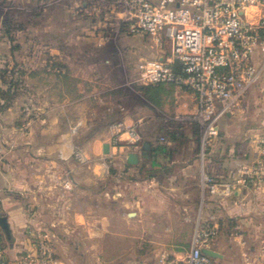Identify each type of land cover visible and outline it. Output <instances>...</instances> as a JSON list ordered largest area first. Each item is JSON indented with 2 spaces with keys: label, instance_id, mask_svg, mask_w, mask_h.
<instances>
[{
  "label": "crops",
  "instance_id": "0c3cea01",
  "mask_svg": "<svg viewBox=\"0 0 264 264\" xmlns=\"http://www.w3.org/2000/svg\"><path fill=\"white\" fill-rule=\"evenodd\" d=\"M68 2L67 22L81 30L70 33V39L95 40L96 63H66L68 73L77 78L78 97L64 99L73 104L76 124L52 144H39L27 132L19 148H0V264H26V256L27 264H43L36 249L40 232H47L51 241L52 256L46 264H159L161 256L183 260L194 230L207 226L216 229L204 246L219 254L215 264H264L262 227L255 220L256 214L264 216V183L229 195L210 193L203 183L205 174L217 181L227 179L254 153L250 147L243 154L227 141L231 115L218 120V134L201 159L190 143L191 130L163 122V116L191 120L194 94L171 83H144L139 64L151 58L140 33L117 30L124 11L103 7L97 21L100 31L91 37L74 12L84 8L83 0ZM110 39H117L119 46L110 45ZM109 53L125 56L123 63L116 58L112 65ZM125 69L144 99L126 93L132 87L123 82ZM88 119L97 120L91 129L85 125ZM129 129L139 136L137 142ZM172 131L178 135L174 139ZM240 132L264 136V130L249 126ZM129 152L137 154V163H127ZM105 203L114 204L115 211L105 209ZM112 219L119 224L113 226ZM107 234L113 240L110 255L104 251ZM120 238L126 243L120 245Z\"/></svg>",
  "mask_w": 264,
  "mask_h": 264
},
{
  "label": "built area",
  "instance_id": "2783aa9c",
  "mask_svg": "<svg viewBox=\"0 0 264 264\" xmlns=\"http://www.w3.org/2000/svg\"><path fill=\"white\" fill-rule=\"evenodd\" d=\"M105 1L109 9L124 11L117 29L122 26L133 35L169 42L168 57L141 62L140 76L145 84L171 83L194 94L192 119L201 130L199 156L203 159L205 143L218 134V120L244 105L247 90L264 71V0ZM129 133L133 141L139 140L133 129ZM255 145L249 161L231 170L227 179L217 181L204 175L210 193L229 195L235 189L258 188L264 183V137L259 136ZM76 156L80 159L82 153ZM215 236L214 226L203 227L195 232L185 260L161 256L159 264H215L202 252ZM50 242L47 232L38 234L37 259L43 264L52 256ZM24 262H30L29 256Z\"/></svg>",
  "mask_w": 264,
  "mask_h": 264
},
{
  "label": "rangeland",
  "instance_id": "374dc122",
  "mask_svg": "<svg viewBox=\"0 0 264 264\" xmlns=\"http://www.w3.org/2000/svg\"><path fill=\"white\" fill-rule=\"evenodd\" d=\"M68 3V0H0V148L10 144L19 148L27 141L21 136L27 132H31L34 141L39 144H52L57 140L58 134L77 123L72 110L73 104L64 102L65 98L72 102L78 97L74 87L77 78L68 73L66 63H96L99 46L95 40L88 38L70 39V33L75 35L81 30L78 24L70 26L67 22L70 13ZM83 5L82 10L76 8L74 12L81 15L84 31L91 33L89 35L92 37L100 31L97 21L108 3L105 0H83ZM122 28L120 26L117 30H124ZM107 30V34L113 37L114 32L110 28ZM138 38L142 44H146L148 58H159L158 55H168L170 52V44L164 38L159 43L146 34H140ZM112 42L119 46L117 39H110L108 43L111 45ZM78 51L83 53L82 57L78 55ZM107 58L115 65L116 58L122 64L125 56L115 57L109 53ZM114 73L115 71L112 76ZM121 75L123 82H129L133 89L126 93L144 99L131 83L132 78L127 69L122 70ZM262 76L247 90L244 105L234 109L232 114L229 113L231 118L227 117V139H230L227 141L235 144L243 154H247L250 147L253 150L256 148L255 141L260 135H240V129L249 126L253 130H264V75ZM114 82L116 81L112 83ZM96 121L88 119L85 125L91 129ZM163 122L191 130L194 135L190 143L196 147V154L202 153L201 130L196 122L192 119L172 120L168 116H163ZM211 142L209 140L205 143L204 153ZM3 155L0 150V156ZM112 185L114 184L110 183L108 186ZM103 206L114 211L116 208L114 204L105 203ZM255 220L262 227L260 232H263L264 237V216L256 214ZM112 223L116 226L118 222L112 219ZM195 232L196 230L193 237ZM103 240L105 255H110L113 250L110 234L105 235ZM123 243L126 241L120 238L119 244ZM190 248L191 246L184 249L183 260Z\"/></svg>",
  "mask_w": 264,
  "mask_h": 264
},
{
  "label": "water",
  "instance_id": "95a60500",
  "mask_svg": "<svg viewBox=\"0 0 264 264\" xmlns=\"http://www.w3.org/2000/svg\"><path fill=\"white\" fill-rule=\"evenodd\" d=\"M143 146L147 147V143H144ZM126 161H127V163H131V164L137 163V161H138L137 154L134 153V152L127 153ZM2 219L3 218H0V223H1ZM202 252L205 255H208V256H210L211 258H214V259H215V257L219 256V254L215 250H213L211 248H208V247H203L202 248Z\"/></svg>",
  "mask_w": 264,
  "mask_h": 264
},
{
  "label": "trees",
  "instance_id": "16d2710c",
  "mask_svg": "<svg viewBox=\"0 0 264 264\" xmlns=\"http://www.w3.org/2000/svg\"><path fill=\"white\" fill-rule=\"evenodd\" d=\"M178 135H176L175 131L170 132V138L174 139L176 138Z\"/></svg>",
  "mask_w": 264,
  "mask_h": 264
}]
</instances>
